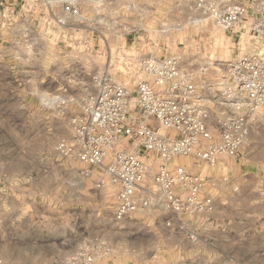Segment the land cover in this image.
Segmentation results:
<instances>
[{
	"label": "rangeland",
	"instance_id": "rangeland-1",
	"mask_svg": "<svg viewBox=\"0 0 264 264\" xmlns=\"http://www.w3.org/2000/svg\"><path fill=\"white\" fill-rule=\"evenodd\" d=\"M113 1L78 0L81 18L67 26L56 24L46 9L45 24L38 30L55 39L53 82L72 89L82 87L76 102L79 110L83 98L95 92V73L108 68L116 80L132 86L138 76L133 70L135 59L151 52L156 44L167 56L177 58L182 67L192 70L198 82H215L241 54L259 55L264 63V37L249 31L255 18L252 10L228 31L196 10V0H164L166 6L159 12L158 5L154 13L128 10L141 0H121V7ZM255 1L264 9V0ZM149 21L152 24L145 26ZM159 21L162 26H158ZM58 104L53 103L51 109L55 108L46 115L61 116ZM253 120L257 134L264 139V107ZM62 140L66 139L55 144L54 155L39 151L23 156L25 142L10 138L0 125V175L8 171L0 176V264H178L191 257L176 249L177 241L158 225L156 214L135 213L123 221L115 220L116 188L107 180L103 187H96L98 178L104 176L102 169H90L85 176V164L60 153ZM175 161L191 167L190 158ZM243 165L230 158L224 174ZM217 167L205 168L203 174ZM24 168L38 169L39 181H28L21 175L10 178L16 175L11 172ZM82 256L92 260L82 261Z\"/></svg>",
	"mask_w": 264,
	"mask_h": 264
},
{
	"label": "built area",
	"instance_id": "built-area-1",
	"mask_svg": "<svg viewBox=\"0 0 264 264\" xmlns=\"http://www.w3.org/2000/svg\"><path fill=\"white\" fill-rule=\"evenodd\" d=\"M44 4L60 26L81 18L78 0ZM253 4L249 31L264 37V9L258 1ZM193 7L228 31L248 12L239 1L196 0ZM133 70L138 76L132 86L116 80L108 68L92 76L95 92L70 116V140H62L58 149L85 164V176L90 169H102L96 187L107 180L116 188L115 220L156 214L170 233L196 242V217L213 210L215 184L195 168H213L220 156L239 155L254 115L264 107V63L259 55L241 54L215 82H198L192 70L154 45L135 59ZM57 101L62 100L47 98L44 104ZM179 158H190L191 167L175 161Z\"/></svg>",
	"mask_w": 264,
	"mask_h": 264
},
{
	"label": "crops",
	"instance_id": "crops-1",
	"mask_svg": "<svg viewBox=\"0 0 264 264\" xmlns=\"http://www.w3.org/2000/svg\"><path fill=\"white\" fill-rule=\"evenodd\" d=\"M141 1L128 6V10L154 13L158 5L159 12L164 5V0ZM240 1L255 13V0ZM120 2L114 0L113 4L121 7ZM46 9L44 0H0V125L5 126L10 138L25 142L23 156H34L39 151L54 155L59 139L70 140L68 121L80 111L76 102L83 92L79 85L72 89L53 82L55 39L38 31L45 24ZM115 9L122 12V8ZM56 10L60 12L61 7ZM158 26H162L161 21ZM162 48L156 44L157 50ZM56 95L64 100L62 104L56 102L62 115L47 116V110L55 107L45 106L44 101ZM254 123L236 157L244 162L243 166L225 175L232 157L223 155L214 172L203 174L208 167L195 168L215 184L211 189L213 210L196 217L199 240L193 242L184 235L172 234L162 225L161 217L157 221L168 237L177 241L176 249L191 256L178 264H264V143H260L264 139L257 134ZM11 173L16 175L10 178L21 175L25 180L39 181L38 169Z\"/></svg>",
	"mask_w": 264,
	"mask_h": 264
}]
</instances>
